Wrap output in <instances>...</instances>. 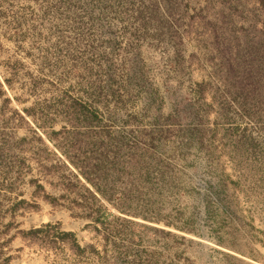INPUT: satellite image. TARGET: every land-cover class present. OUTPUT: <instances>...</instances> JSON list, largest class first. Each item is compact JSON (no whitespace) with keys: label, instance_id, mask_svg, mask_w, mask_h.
<instances>
[{"label":"rangeland","instance_id":"rangeland-1","mask_svg":"<svg viewBox=\"0 0 264 264\" xmlns=\"http://www.w3.org/2000/svg\"><path fill=\"white\" fill-rule=\"evenodd\" d=\"M0 264H264V0H0Z\"/></svg>","mask_w":264,"mask_h":264}]
</instances>
